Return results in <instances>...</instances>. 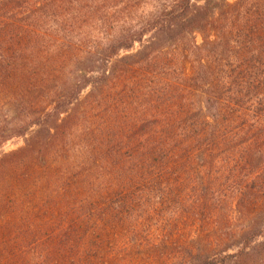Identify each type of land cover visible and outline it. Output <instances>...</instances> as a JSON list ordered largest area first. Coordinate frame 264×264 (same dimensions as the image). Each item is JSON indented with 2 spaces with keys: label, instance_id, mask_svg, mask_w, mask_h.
<instances>
[{
  "label": "trees",
  "instance_id": "1",
  "mask_svg": "<svg viewBox=\"0 0 264 264\" xmlns=\"http://www.w3.org/2000/svg\"><path fill=\"white\" fill-rule=\"evenodd\" d=\"M14 139L0 264H264V0H0Z\"/></svg>",
  "mask_w": 264,
  "mask_h": 264
},
{
  "label": "rangeland",
  "instance_id": "2",
  "mask_svg": "<svg viewBox=\"0 0 264 264\" xmlns=\"http://www.w3.org/2000/svg\"><path fill=\"white\" fill-rule=\"evenodd\" d=\"M229 1H234V0H229ZM199 41H201V39L199 38ZM136 49H138V46L136 47ZM24 145V140L23 139H14L9 141L8 143H6L1 149H0V155L2 153H7V152H11L13 150H16L18 148H21Z\"/></svg>",
  "mask_w": 264,
  "mask_h": 264
}]
</instances>
